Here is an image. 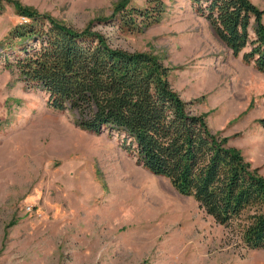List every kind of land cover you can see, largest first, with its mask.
<instances>
[{
    "label": "rangeland",
    "instance_id": "rangeland-1",
    "mask_svg": "<svg viewBox=\"0 0 264 264\" xmlns=\"http://www.w3.org/2000/svg\"><path fill=\"white\" fill-rule=\"evenodd\" d=\"M1 1L0 42L25 19L20 6L156 54L190 110L264 174V71L234 54L191 0H165L163 18L140 26L122 13L145 0ZM1 49L0 264H264V248L244 245L238 219L217 222L139 163L115 128L89 131L78 109H54Z\"/></svg>",
    "mask_w": 264,
    "mask_h": 264
},
{
    "label": "trees",
    "instance_id": "trees-1",
    "mask_svg": "<svg viewBox=\"0 0 264 264\" xmlns=\"http://www.w3.org/2000/svg\"><path fill=\"white\" fill-rule=\"evenodd\" d=\"M145 2L126 5L122 18L132 26L159 22L166 1ZM191 2L234 54L264 71V7L251 0ZM18 12L25 19L0 46L27 86L44 89L54 109H78L82 128L124 134L122 145L139 163L194 196L217 222L238 219L244 245L264 248V174L190 110L156 54L114 47L91 24L77 28L20 6Z\"/></svg>",
    "mask_w": 264,
    "mask_h": 264
}]
</instances>
